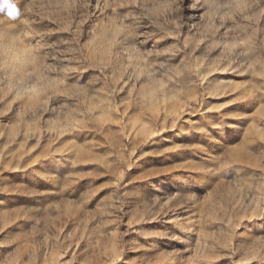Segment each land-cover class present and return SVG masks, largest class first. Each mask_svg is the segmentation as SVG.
<instances>
[{"label":"rangeland","instance_id":"1","mask_svg":"<svg viewBox=\"0 0 264 264\" xmlns=\"http://www.w3.org/2000/svg\"><path fill=\"white\" fill-rule=\"evenodd\" d=\"M0 264H264V0H0Z\"/></svg>","mask_w":264,"mask_h":264},{"label":"snow or ice","instance_id":"2","mask_svg":"<svg viewBox=\"0 0 264 264\" xmlns=\"http://www.w3.org/2000/svg\"><path fill=\"white\" fill-rule=\"evenodd\" d=\"M16 14V10L15 9H13V10H11L10 12H9V15L11 16V15H15Z\"/></svg>","mask_w":264,"mask_h":264},{"label":"bare ground","instance_id":"3","mask_svg":"<svg viewBox=\"0 0 264 264\" xmlns=\"http://www.w3.org/2000/svg\"><path fill=\"white\" fill-rule=\"evenodd\" d=\"M17 218V217H16Z\"/></svg>","mask_w":264,"mask_h":264}]
</instances>
